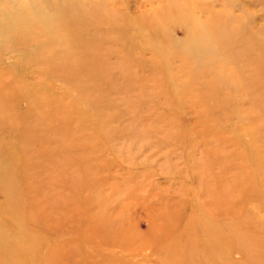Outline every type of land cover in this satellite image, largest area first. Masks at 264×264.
<instances>
[{
  "label": "rangeland",
  "instance_id": "rangeland-1",
  "mask_svg": "<svg viewBox=\"0 0 264 264\" xmlns=\"http://www.w3.org/2000/svg\"><path fill=\"white\" fill-rule=\"evenodd\" d=\"M0 264H264V0H0Z\"/></svg>",
  "mask_w": 264,
  "mask_h": 264
}]
</instances>
